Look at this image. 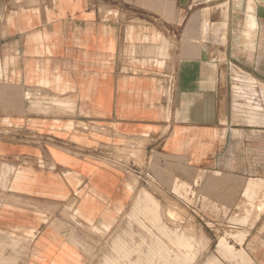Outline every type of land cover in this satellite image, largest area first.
Wrapping results in <instances>:
<instances>
[{
  "label": "crops",
  "instance_id": "1",
  "mask_svg": "<svg viewBox=\"0 0 264 264\" xmlns=\"http://www.w3.org/2000/svg\"><path fill=\"white\" fill-rule=\"evenodd\" d=\"M262 83L264 0H0V264H86L152 188L264 242Z\"/></svg>",
  "mask_w": 264,
  "mask_h": 264
},
{
  "label": "rangeland",
  "instance_id": "2",
  "mask_svg": "<svg viewBox=\"0 0 264 264\" xmlns=\"http://www.w3.org/2000/svg\"><path fill=\"white\" fill-rule=\"evenodd\" d=\"M146 196L155 202L157 220L149 221L150 215L142 213ZM187 198L175 190L141 191L104 231L86 264H264V242L256 238L253 222L248 229L237 219L208 220Z\"/></svg>",
  "mask_w": 264,
  "mask_h": 264
}]
</instances>
